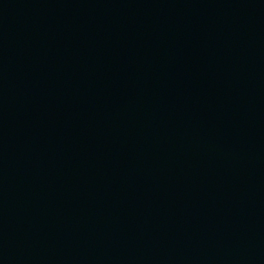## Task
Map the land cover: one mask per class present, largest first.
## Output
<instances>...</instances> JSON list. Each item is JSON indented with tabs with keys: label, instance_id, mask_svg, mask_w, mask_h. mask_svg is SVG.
Masks as SVG:
<instances>
[{
	"label": "water",
	"instance_id": "obj_1",
	"mask_svg": "<svg viewBox=\"0 0 264 264\" xmlns=\"http://www.w3.org/2000/svg\"><path fill=\"white\" fill-rule=\"evenodd\" d=\"M0 264H264V0H0Z\"/></svg>",
	"mask_w": 264,
	"mask_h": 264
}]
</instances>
